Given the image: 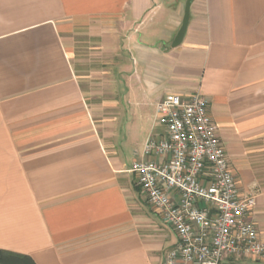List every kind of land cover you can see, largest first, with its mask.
Listing matches in <instances>:
<instances>
[{"label": "crops", "instance_id": "0c3cea01", "mask_svg": "<svg viewBox=\"0 0 264 264\" xmlns=\"http://www.w3.org/2000/svg\"><path fill=\"white\" fill-rule=\"evenodd\" d=\"M186 2L0 0V250L164 264L177 236L130 167L163 133L170 93L209 100L240 191H257L264 239V0H192L173 47ZM105 112L120 118L111 132Z\"/></svg>", "mask_w": 264, "mask_h": 264}, {"label": "built area", "instance_id": "2783aa9c", "mask_svg": "<svg viewBox=\"0 0 264 264\" xmlns=\"http://www.w3.org/2000/svg\"><path fill=\"white\" fill-rule=\"evenodd\" d=\"M208 107L200 92L161 98L163 133L147 142L148 159L130 167L149 205L177 236L164 264L264 260V239L253 218L257 191H240Z\"/></svg>", "mask_w": 264, "mask_h": 264}, {"label": "rangeland", "instance_id": "374dc122", "mask_svg": "<svg viewBox=\"0 0 264 264\" xmlns=\"http://www.w3.org/2000/svg\"><path fill=\"white\" fill-rule=\"evenodd\" d=\"M100 72L104 73L103 71H100ZM102 73H98L96 75L99 78V80H100V78L102 76ZM101 88H102V86H96V90L100 94L104 93V90H101ZM100 102L101 101H98V104H101ZM109 113L105 112L103 115H98V120H99V122H101V125H102L101 128L103 130H105L106 132H109V131L111 132L112 129L114 130V127L116 128L117 121L120 120V118L118 119L114 115L112 116ZM122 145L124 146V143ZM124 147H125V150H126V154H127L128 160L131 161L132 158H133V147H132V144L127 142Z\"/></svg>", "mask_w": 264, "mask_h": 264}, {"label": "trees", "instance_id": "16d2710c", "mask_svg": "<svg viewBox=\"0 0 264 264\" xmlns=\"http://www.w3.org/2000/svg\"><path fill=\"white\" fill-rule=\"evenodd\" d=\"M0 264H36L34 260L23 254L0 250Z\"/></svg>", "mask_w": 264, "mask_h": 264}, {"label": "water", "instance_id": "95a60500", "mask_svg": "<svg viewBox=\"0 0 264 264\" xmlns=\"http://www.w3.org/2000/svg\"><path fill=\"white\" fill-rule=\"evenodd\" d=\"M192 0H187L186 6H185V13L182 21V25L173 41L172 46L176 47L181 44V42L184 39V36L186 34L188 24H189V19H190V6H191Z\"/></svg>", "mask_w": 264, "mask_h": 264}]
</instances>
